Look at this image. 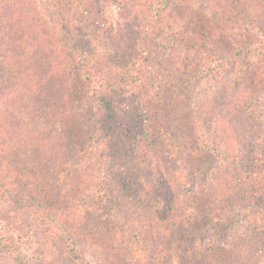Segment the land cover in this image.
<instances>
[{"label":"trees","instance_id":"trees-1","mask_svg":"<svg viewBox=\"0 0 264 264\" xmlns=\"http://www.w3.org/2000/svg\"><path fill=\"white\" fill-rule=\"evenodd\" d=\"M9 1L12 7L6 14L10 19L0 23L3 64L10 60L12 39L13 46L17 44L12 36L15 31L24 44L17 55L19 74L27 76L29 97L41 93L39 100H42L43 93L47 94L51 88L49 78L53 77L54 64L59 67L57 59L64 50L61 42L56 47L48 42L47 48H51L47 50L54 52L55 58L50 59L48 75L41 85L36 83L37 63L47 53L45 43L38 41V37L40 33L48 37V30L54 28L51 24L46 28L47 22L39 19L33 0ZM54 1L62 26L71 31H68L71 40L73 37L79 52L70 77L65 78L64 72L61 90L76 81L78 95L75 93L68 103L66 91L60 109L56 104L61 97L57 95L50 98L52 106L41 107L42 113L40 110L33 113L24 105L26 95L19 92L8 97L11 91L6 72H2L0 248L27 264H99L97 255L90 251L93 243L98 238L105 241L108 238L120 244L117 231L127 243L132 234L144 236L146 254L142 264H173L172 254L179 264H229L227 258L216 255L219 243L205 231L213 223L200 215V191L195 193L191 204L182 205L174 191L160 187L166 180L158 168L153 173L154 159L134 160L130 154L141 153L143 145L139 141L149 139L151 126L166 125L185 146L174 159L182 163L188 181L194 184L198 179L206 183L212 151L191 142L200 121L212 127L216 141L221 138L225 142L226 134L239 139L240 135L251 136L256 131L257 138L246 142L245 152L239 155V173H229L242 180L264 174V0H137L132 5L136 7L134 13L121 15L126 24L116 28L114 36L99 37L104 39L102 49L90 41L84 46L85 39L78 38L92 28H96L95 34L104 29L103 18L90 13V0ZM205 2L214 13L195 14L196 7ZM101 13V17L106 16ZM90 56L100 60L101 70ZM230 68L238 79L226 78L225 72ZM205 79L217 83V89L225 92L224 96H213L217 104L206 101V94H199L195 104L191 101L200 84L206 83ZM93 100L102 104L108 119H115L113 137L105 149L112 158L84 156L81 162L68 167L60 158L32 154L39 139L50 138L54 124L62 129L65 142L75 139L80 142L76 138L74 124L78 121L74 115L88 111ZM121 100L127 103L121 110H115ZM238 102H243V106L238 108ZM15 118H22L20 126L31 138L15 141L16 135L8 130ZM229 122L235 127L233 132ZM92 123L98 131L105 127L101 118L92 119ZM5 134L11 142L2 140ZM97 136L107 138L103 134ZM80 149L72 144L66 157H78L79 151H95L85 149L82 143ZM126 157L134 160L131 168L135 171L127 178L116 171L111 161L126 162ZM57 166L64 168L55 169ZM121 180L127 183V188L121 187ZM130 185L135 189L130 190ZM141 192L147 200L144 205L137 204ZM132 211L134 217L129 219L127 214ZM136 221L142 223V229H138ZM153 228H157V236ZM171 245L175 253L165 249ZM115 263L131 264L124 258L114 260Z\"/></svg>","mask_w":264,"mask_h":264},{"label":"rangeland","instance_id":"rangeland-1","mask_svg":"<svg viewBox=\"0 0 264 264\" xmlns=\"http://www.w3.org/2000/svg\"><path fill=\"white\" fill-rule=\"evenodd\" d=\"M33 1L37 11L36 13L39 14V19L41 18L43 21L47 22L46 28L49 24H51V26L54 28L48 30V37L43 33H40L38 37V41L45 43V50L47 53H45L40 58L37 66L35 65L37 67L35 73L37 78V82L35 81L36 83L41 85L43 77L48 75L50 68L48 64L50 59L55 58V53L47 50L48 48H51H47L48 42L49 45L51 44L55 47L57 43L61 42L60 47H62V50H64L60 52V58L57 59L59 67H56L54 64L52 69L53 77L49 78L51 88L47 94L43 93L44 98L42 100H39L41 93L39 95H34L33 98L29 97L28 93H30L31 90L27 91V76L20 75L17 68V61L19 59L17 55L19 48L22 50V46L24 44L23 42L20 43V36H16L17 32L15 31L12 32V36L17 40V44L13 46L14 40L12 39V45L9 49L10 60L7 63L3 64V55L5 53L2 54L0 52V76L2 75L3 71L6 72L8 81L7 85L10 87L9 89L11 91L8 93V97L10 96V98H12L13 96H17L19 92L23 95H26V102L24 105L25 107H30V110L35 113L36 111L40 112L41 107L48 108L52 106L49 104V102H51L50 98H55L57 95L59 98L61 97V100L59 99L56 104V106H58L60 109V106H62L65 102L62 100V96L65 95L66 91V96L68 98L66 100L68 103L69 100H73L74 94H77V82L72 81L62 90L61 87H63L64 83V72L67 73L65 78H69L72 71L76 69V67L73 65L76 55L79 54V52L77 51L76 45L73 42V37L71 40V35L69 33L71 31H66L62 26V18L59 15L58 8L55 6V1ZM89 3L91 4L90 13H94V17L98 19L103 18L102 23H104V29L100 34H95L96 28H92L90 33L81 36L78 35V38L85 39L84 43L82 44L84 46L88 41H90L91 45L94 44V46H96L98 49H102L104 39H99V37L105 35L108 37L109 35L110 37L112 35L114 36L115 29H119V27L126 24V22L123 21L122 16H124L125 13H134L132 10H135L136 7H133L132 5L137 3V0H90ZM10 6L12 7L9 0H0V23L2 20L5 22L10 19V16L6 14V11L11 8ZM196 9L198 13L195 14H200L203 16L205 14L211 16V13H214L206 5V2L205 5L197 6ZM101 12H105L106 16L101 17ZM98 28L99 27H97V29ZM105 28H107V30H105ZM66 38L68 39L66 40ZM24 42L27 44L28 38L27 41ZM29 48L32 47L29 45ZM32 50L35 51V47L32 48ZM25 57L21 62H24ZM89 58L92 59L91 56ZM7 59H4V61ZM92 60L96 62L97 68L101 70L102 65L98 64L100 60ZM225 75L226 78L231 80L239 78L238 74L234 73L231 68L226 70ZM205 81L206 83L203 82L200 84L195 92L196 94L194 98L191 99V101L195 104L199 94L201 96L202 94H206L207 97L204 98L206 101L217 104L215 99H213V96L215 94H217L216 96L218 97L222 95L224 96V90L219 91L216 87L217 83L209 82L206 79ZM87 83H89V81ZM52 90L55 92H52ZM126 103L127 102H123L121 100L119 104L120 106L117 108V105H115L114 109L121 110ZM242 103L243 102H238V105L237 103L234 105H237V107L240 108L243 106ZM87 109L89 110L85 112L81 111L74 115L77 119L76 121H78L74 124V128L77 131L76 138L80 139V142H77V139H75V142H73V140H71L72 142H65L64 138L61 136L62 129L54 124L50 130V138H44V140L39 139L36 148L33 149L32 154L46 155V157L52 156L54 160L60 158L63 162L68 163V167L76 165L77 162H81L84 156H86L88 159L91 157V155L95 157L103 156L105 159L112 158L110 157L108 150L106 151L105 149H107L106 147L110 146V139L113 137V121L115 119L107 118L105 109L102 104L98 102V100H93L90 104V107L88 105ZM40 113H42V111ZM95 118H101L103 120V124H105L104 129L98 131L93 128L92 119L95 120ZM127 123H129L128 120ZM247 124H249V122H247ZM20 125H23L22 118L20 120L15 118L10 121L8 128L9 131L16 135L17 138L15 141H18V143L25 140L27 137L31 138L32 136ZM231 126V131L233 132L235 127L232 124ZM107 128L109 129L108 132ZM255 132L256 131L251 133V136L240 135L241 138L239 139L235 137V135L230 136L229 138V136L226 134L224 138L227 139L228 137V139L225 140V142H222L223 139L221 138L216 141V135L212 131V127H209L207 124H204L200 121L196 123L195 136L191 138V142L195 145H198L200 148H205L206 150L209 148L213 155V161L209 169V179L207 178L208 180L206 183L202 180L199 181L198 179L195 180L194 184H191L188 181L185 172L186 170L182 166V163L174 159L175 155L179 154L185 149V146L178 142V139L171 132L170 128H167L166 125H160L158 127L151 126L150 136L149 139L146 140L147 142L142 140L139 141L141 145H143L141 147V153L135 155L130 154V158L132 159V157H134V160L136 158H142L144 161H152L154 159L153 173H155L158 168L157 171L162 177H165L166 180L165 185H161L160 187L165 186L164 190L167 189L168 191H174V195L177 196L178 199L180 198L182 205L186 206L187 204H191L192 200H194L195 193L200 191V196H198V202L200 204V208L202 209L200 215L205 219V221L213 223V225L210 227L208 226L205 231L210 234V237L213 241L219 243L216 255H219L224 259L227 258L229 264H264V243L262 241L261 235V232H263L262 229L264 228V192H262L264 186V174H256L242 180L229 173L230 171H235L236 174L239 173V169L241 168L239 155L245 152L246 142L254 141L257 138V136H255ZM41 133L42 132L40 131L39 134L41 135ZM98 134L106 135L107 138L100 139V137L97 136ZM2 140L6 142L12 141L11 139L6 138V134ZM80 143L83 144L85 149L89 147L91 148V151L92 149L95 151L93 150L94 152L88 153L79 151L80 154L78 157H66V155L69 153L68 149H70L72 144H77L78 149L81 150ZM33 144L35 145V142H33ZM261 150V148L258 149L259 152H261ZM117 157H121V155ZM126 158V162H123L122 159L121 162L113 159H111V161L113 162V165L116 166V171L127 178L131 177L135 171H132L133 169L131 168V165L134 164V160L132 161L128 157ZM63 168L64 166H57L55 169L63 170ZM146 170L148 171V169ZM241 176L243 178L244 173ZM153 179L154 177L152 180ZM120 183L121 187L127 188L128 185L126 182L121 180ZM139 188L141 191L142 186L139 185ZM129 189L132 190L135 189V187L130 185ZM138 198V205H144V203L147 201L145 199V193L143 192H141ZM204 212H206V214H204ZM127 216L129 219H133V211L130 212V214H127ZM137 225L138 229L143 228L142 223H137ZM109 227H112V225ZM153 231L154 236H157V228H153ZM115 234L119 239L122 240L120 244H115L114 242H111L110 239L108 240V238L107 241H105L104 238H98L93 243V247H91L90 251H93V253L97 255L99 264H114V260H120L121 258L128 260L131 264H142L146 254L144 250V236H142L140 233L132 234L129 242L127 243L124 242V238L121 234H119V232L115 231ZM165 249L171 250L173 253H175L174 246L172 245L167 246ZM127 252L130 253L129 258L127 256ZM172 260L173 264H179L174 254H172ZM199 260L201 261L202 258ZM0 264L27 263L21 259L13 258L10 254L5 253L0 248Z\"/></svg>","mask_w":264,"mask_h":264}]
</instances>
